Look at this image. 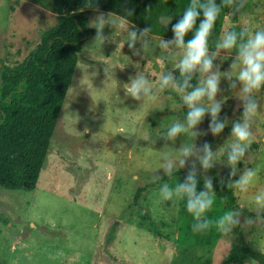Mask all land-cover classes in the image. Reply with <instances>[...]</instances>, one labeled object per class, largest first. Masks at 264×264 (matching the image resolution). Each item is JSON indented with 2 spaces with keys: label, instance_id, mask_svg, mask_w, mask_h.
<instances>
[{
  "label": "rangeland",
  "instance_id": "1",
  "mask_svg": "<svg viewBox=\"0 0 264 264\" xmlns=\"http://www.w3.org/2000/svg\"><path fill=\"white\" fill-rule=\"evenodd\" d=\"M54 2L0 0V66L19 64L41 34L56 26ZM190 4L191 0H143L135 24L106 12L80 13L88 36L81 42L35 188H0V264H222L239 238L234 225L227 233L217 229L216 222L226 212L236 214L245 246L264 254V202L256 201L264 196V87L250 96L258 104L248 122L251 136L241 145L244 155L232 164L228 154L239 143L232 127L244 123L245 100L236 81L238 69L231 79L223 75L238 45L264 30V0H215L221 11L208 49L210 55L216 53L214 70L218 67L221 73L216 100L222 105L218 119L225 123L223 131L212 135L206 114L196 129L168 139L174 123L186 124L188 108L183 93L171 85L161 87L162 76L172 73L182 50H164L159 42L173 39L172 26ZM198 11L185 42L203 19V11ZM161 17L170 23H161ZM146 27L151 28L149 34L132 42L130 32ZM229 32L237 34V48L218 49ZM137 76L146 79L150 89L140 99L127 91ZM206 76L195 72L196 86ZM234 81L236 87L231 86ZM193 131L206 134L193 136ZM204 143L213 152V167L206 170L198 159ZM181 147L194 149L183 167ZM168 163L173 165L170 174L165 171ZM193 165L197 191L204 190L205 178L212 180L213 189L229 182L234 208L216 198L212 189L213 205L199 220L187 211V197L176 195L171 181L185 183ZM247 170L255 176L241 190L236 182ZM156 180L160 184L145 190L133 205L136 189ZM165 184L174 193L170 200L162 196ZM205 222L209 227L201 230ZM241 264L256 263L246 255Z\"/></svg>",
  "mask_w": 264,
  "mask_h": 264
},
{
  "label": "trees",
  "instance_id": "2",
  "mask_svg": "<svg viewBox=\"0 0 264 264\" xmlns=\"http://www.w3.org/2000/svg\"><path fill=\"white\" fill-rule=\"evenodd\" d=\"M142 2L55 0L52 11L58 16L56 26L41 34L38 44L19 64L0 66V188L25 192L35 188L45 166L50 138L70 86L81 42L88 36L86 19L80 13L86 10L106 12L135 24ZM231 20L234 22V17ZM171 74L175 82L183 83L184 77L177 66ZM189 84L191 87L185 92L196 86L195 73L191 74ZM160 182L156 180L137 188L132 204L136 205L145 190ZM177 184L178 180L171 181L172 187ZM229 185L226 181L217 184L213 194L227 207L234 208L235 197ZM234 229L238 241L222 264H241L246 255L256 264H264V254L249 250L239 228L234 225Z\"/></svg>",
  "mask_w": 264,
  "mask_h": 264
},
{
  "label": "clouds",
  "instance_id": "3",
  "mask_svg": "<svg viewBox=\"0 0 264 264\" xmlns=\"http://www.w3.org/2000/svg\"><path fill=\"white\" fill-rule=\"evenodd\" d=\"M225 2L230 3L231 0H225ZM198 7L199 10L203 11V19L200 21L199 27L195 29L192 38L185 42L186 35L191 32L196 25L199 16ZM220 11L221 9L215 4V0H208V2L204 4H199L198 0H191L190 6L184 10L182 18L172 26L173 39H161L159 42L160 47L164 50L173 47L182 50V56L177 67L181 76L184 77L183 83L178 84L175 82L174 77L168 74L162 76L161 87L166 88L171 85L173 88L183 93L182 100L188 108L186 124L180 122L174 123L167 131L168 139H174L189 129H196L206 114L211 117L209 131L212 135H218L225 127V123L218 119L222 110V105L216 100V96L220 92L221 73L218 67L214 70L213 61L216 53L210 55L208 49V38L220 15ZM129 15H131V13H129ZM100 23H103V15L100 17ZM161 23L167 25L170 23V19L161 17ZM150 31L151 28L146 27L138 31L130 32L131 41H136L138 36L139 38L147 36ZM244 34V32L240 34L242 40ZM237 39V34L235 32H229L217 45V48L224 50L237 48ZM129 47L134 48V43L130 42ZM135 54L138 55L139 52ZM237 69L236 81H238L241 86L240 91L243 94L242 98L245 100V104L243 111L244 123H236L232 127V136L239 142L232 146L228 154V160L232 164H235L240 157L244 155L245 149L241 145L247 142L251 136L248 122L256 113L258 104L255 100L250 99V96L264 87V30H259L249 35L245 42L238 45L237 55L230 65L229 70L223 75L231 79L232 72ZM197 71L207 74L206 78L200 85L195 86L191 91L185 92V89L191 87L189 84L191 74ZM236 81L232 83V87H236ZM147 83L148 81L146 79L137 76L131 80L127 91L133 98L140 99L142 93L147 95L150 92V89L146 86ZM204 101L208 102L207 106H204ZM204 134L206 133H198L196 131L192 133L193 136ZM198 151L200 153L198 159L201 168L205 170L212 168L213 152L211 150V145L204 143L202 148ZM180 153L183 158L179 160V164L183 167L186 164V158L193 155L194 149L192 147H181ZM172 168L173 165L171 163L165 165V171L168 174L171 173ZM254 176V171L247 170L236 182L237 186L241 190H246L247 185ZM212 189V180L210 178H205L204 190L197 191L196 169L193 165L192 171L189 172L186 182L177 184L175 194L185 195L187 197V211L191 213L196 220H199L213 205V198L211 195ZM173 195V191L165 184L162 188L163 198L165 200H170ZM256 201L257 203L264 202V196H257ZM235 216V213L226 212L216 222L217 229L223 233L229 232L233 225L239 223V220L235 219ZM199 227L201 230H206L209 227V222H205Z\"/></svg>",
  "mask_w": 264,
  "mask_h": 264
}]
</instances>
